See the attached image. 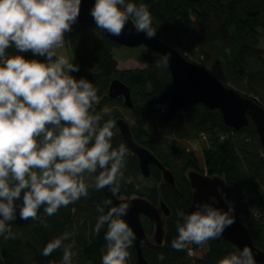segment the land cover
<instances>
[{"label":"trees","instance_id":"1","mask_svg":"<svg viewBox=\"0 0 264 264\" xmlns=\"http://www.w3.org/2000/svg\"><path fill=\"white\" fill-rule=\"evenodd\" d=\"M136 2H143L149 8L159 39L264 107V49L259 47V31L264 33V0ZM65 41L80 65L79 71H74L73 75L77 79L87 78L97 86L98 100L94 110L101 115L100 124L109 118L116 121L123 115L135 142L150 149L174 175L175 185L172 186L163 180L161 170L152 166L151 177L143 178L137 156L130 152L116 125L113 146L123 143L128 156L121 190L115 195L141 196L156 206L163 201L171 211L164 219L162 244L148 240L142 242L147 261L150 264H217L225 255L239 252L222 236L205 241L207 251L195 257H189L188 245L180 250L171 246L172 239L178 235L177 225L182 222L179 213L191 212L193 190L188 172L192 169L205 173L198 167L194 153L188 152L184 144L203 133L209 140L203 153L208 169L205 174L219 175L225 180L231 199L242 204L244 215L238 216L239 219L247 227L254 244L264 250V156L253 121L249 118L248 125L235 129L224 123L218 109L197 104L180 111L166 123L164 115L168 108L163 112L160 107L147 106L148 100L172 87L171 73L168 65L162 62V56L152 49V55H149L145 49L139 60L147 62V67L120 71L114 49L121 45L89 22L73 27L66 33ZM7 53L32 57L31 52L18 53L14 47L7 49ZM117 75L130 88L132 107L108 94L110 82ZM105 107L110 111L104 112ZM128 177H131V183L126 182ZM144 179H150L152 183L146 184ZM90 185L93 187H90L88 196L61 207L52 216H48L41 206L40 219L20 218L22 201L18 200L17 218L10 222L15 238L5 240L0 237V264H59L63 247L48 256L42 255V249L64 232L70 233L64 244L75 240L72 251L76 264H101V256L107 250L104 238L107 226L99 234L92 229L99 215L97 204L112 198L107 187L97 190L94 183ZM42 221H46V225ZM142 224L147 234H153L155 225L149 218L142 217ZM200 245L192 243L196 249ZM129 252L128 264H137L134 242Z\"/></svg>","mask_w":264,"mask_h":264},{"label":"clouds","instance_id":"2","mask_svg":"<svg viewBox=\"0 0 264 264\" xmlns=\"http://www.w3.org/2000/svg\"><path fill=\"white\" fill-rule=\"evenodd\" d=\"M82 0H0V237L15 238L11 221L17 218V201H22V219H40L43 206L48 216L89 195L85 173H95L94 188L109 187L115 195L121 190L128 149L113 146L116 121L100 124L95 112L97 86L87 78L77 79L80 65L57 55L81 13ZM90 14L97 28L120 36L129 21L136 32L154 37L152 15L136 0H94ZM14 47L18 53L8 55ZM38 57H44L39 59ZM160 61H158L159 63ZM167 65L169 55L162 54ZM104 112L110 109L105 107ZM126 182L131 183V177ZM216 197L196 201L195 210L181 212L178 235L171 246L184 249L189 243L219 238L236 217L231 205L216 206ZM107 207V210H105ZM131 205L111 199L97 204L99 215L92 229L99 234L106 227L107 250L101 264H128L129 248L136 233L123 219ZM46 225V221H42ZM70 233L51 239L42 249L48 256L63 247L59 264H76ZM217 264H258L253 250L245 245Z\"/></svg>","mask_w":264,"mask_h":264},{"label":"water","instance_id":"3","mask_svg":"<svg viewBox=\"0 0 264 264\" xmlns=\"http://www.w3.org/2000/svg\"><path fill=\"white\" fill-rule=\"evenodd\" d=\"M94 0H82L81 13L78 21L73 27L84 22L93 23L94 19L90 14ZM131 22L126 25L120 36L112 35L106 30L107 37L121 46L137 48L145 46L152 49L156 54L169 55L168 67L172 77V87L147 102L149 108H155L163 104L168 105L164 115L165 122L170 121L180 111L197 104H203L209 109H218L226 125L235 129H241L248 125L249 118L253 121L259 135L264 156V107L248 96L241 94L235 88L224 84L210 71L201 65L190 61L183 53L174 46L163 42L156 35L148 37L143 32H136L131 28ZM75 76V75H74ZM108 94L112 98L124 97V103L128 107L133 106L129 87L119 78H114L109 85ZM117 127L122 134L128 149L136 154L139 166L144 177L150 176V164H156L162 171V178L165 182L175 185L172 171L167 168L156 155L144 145L135 142L129 125L122 118L117 119ZM188 179L192 191L191 211L195 210L196 201H207L211 196L216 197V206L227 210L232 205L230 192L225 180L219 175L210 176L196 170L188 172ZM114 205L120 202H127L131 205L127 215L123 217L136 233L134 240L136 247L137 264H150L142 252V242L146 239V231L143 227L141 216H146L155 225L154 241L161 245L164 240L165 220L171 214L167 205L161 201L160 207L151 203L148 199L137 196L132 198H119L112 193L108 187ZM230 202V203H229ZM235 222L228 226L222 237L229 243L242 249L245 245L253 250L258 264H264V250L257 247L247 227L236 215Z\"/></svg>","mask_w":264,"mask_h":264},{"label":"rangeland","instance_id":"4","mask_svg":"<svg viewBox=\"0 0 264 264\" xmlns=\"http://www.w3.org/2000/svg\"><path fill=\"white\" fill-rule=\"evenodd\" d=\"M259 33H260V35H259V47L261 49H264V33L261 30L259 31ZM145 49H148V50L146 51ZM56 51H57V55H64L65 57H67L69 59L70 62L76 63V60L74 58V55H73L72 50H71L69 45L66 44L63 47L58 48ZM145 51L147 53H149V55H152L151 49L147 48L145 46H140L137 48H130V49L125 47V46L116 47L114 49V56L118 61V69L120 71H124V70H129V69L130 70L131 69H142V68L147 67V62H142L139 60V58L141 57V54ZM115 78L121 79L118 75ZM227 85L230 86L229 84H227ZM231 87H233V86H231ZM236 90L239 91L238 89H236ZM239 92L241 94H244L241 91H239ZM249 97L251 98V96H249ZM205 135H206V140L201 138V135H200L196 139H193L192 141H189L187 143L185 142L184 145L186 146L188 152L194 153V155L196 156V162H197L198 167L201 168L202 170H204L205 173H207L208 169L205 165L203 153H204L205 148H207L209 145L208 144L209 140H208V135L206 133H205ZM193 169H196V168L193 167ZM95 175H96L95 173H92V174L85 173L86 182L88 184L95 183V179H94ZM144 180H145L144 182L146 184L152 183V181L150 179H144ZM241 205L242 204L239 201L232 200V206H234L235 213L239 217H242L244 215V210L242 209ZM207 245H208L207 242H203L198 247V249H196L192 246V243H190V244H188L187 252H188V250H190L192 248L196 252V256H200V254H202L201 252L207 251V249H206Z\"/></svg>","mask_w":264,"mask_h":264},{"label":"flooded vegetation","instance_id":"5","mask_svg":"<svg viewBox=\"0 0 264 264\" xmlns=\"http://www.w3.org/2000/svg\"><path fill=\"white\" fill-rule=\"evenodd\" d=\"M112 98V97H111ZM156 98V97H155ZM115 99H120L123 103H124V97H116ZM152 99H154V98H152ZM151 100V99H150ZM149 101V100H148ZM147 101V102H148ZM124 105H125V103H124ZM126 106V105H125ZM148 106V105H147ZM158 107H160L161 108V111H165L166 110V108H168V105H166V104H163V105H161V106H158ZM155 108H157V107H155ZM168 110V109H167ZM165 113H166V111H165ZM177 116V115H176ZM175 116V117H176ZM174 117V118H175ZM119 118H122V119H124V117H123V115H121V116H119L117 119H119ZM125 120V119H124ZM117 121V120H116ZM126 121V120H125ZM167 122H169V121H167ZM166 122V123H167ZM117 125V124H116ZM120 131V130H119ZM126 143V142H125ZM141 144V143H140ZM127 146V145H126ZM131 152V151H130ZM132 153V152H131ZM133 154V153H132ZM136 155V154H135ZM137 156V155H136ZM158 158V157H157ZM137 159H138V157H137ZM159 159V158H158ZM160 160V159H159ZM161 161V160H160ZM162 162V161H161ZM138 164H139V160H138ZM152 166H156L157 168H159V166L158 165H156V164H150V166H149V168H150V176L149 177H144V175L142 174V171H141V169H140V166H139V169H140V172H141V174H142V176H143V178H150L151 177V167ZM160 169V168H159ZM161 170V169H160ZM197 171V170H196ZM162 172V171H161ZM199 172V171H198ZM201 173V172H200ZM202 174H205V173H202ZM208 175V174H207ZM171 185V184H170ZM107 189H108V187H107ZM109 190V189H108ZM193 190V189H192ZM134 197H137V196H134ZM119 198H129V197H119ZM132 198V197H131ZM158 207H160V204H158L157 205ZM142 217H146V216H141V220H142ZM164 219L165 218H167V217H163ZM144 227V226H143ZM164 230H165V226H164ZM145 240H148V242H153L154 241V232H153V234H151V235H149V234H147L146 233V239ZM144 240V241H145ZM155 242V241H154Z\"/></svg>","mask_w":264,"mask_h":264},{"label":"built area","instance_id":"6","mask_svg":"<svg viewBox=\"0 0 264 264\" xmlns=\"http://www.w3.org/2000/svg\"><path fill=\"white\" fill-rule=\"evenodd\" d=\"M201 138L206 140L205 133L201 134ZM188 255H189V257H194L196 255V252L191 248L190 250H188Z\"/></svg>","mask_w":264,"mask_h":264},{"label":"bare ground","instance_id":"7","mask_svg":"<svg viewBox=\"0 0 264 264\" xmlns=\"http://www.w3.org/2000/svg\"><path fill=\"white\" fill-rule=\"evenodd\" d=\"M65 44H66V41H64V44H63V46H65ZM63 46H62V47H63ZM129 89H130V88H129ZM113 99H115V98H113Z\"/></svg>","mask_w":264,"mask_h":264}]
</instances>
